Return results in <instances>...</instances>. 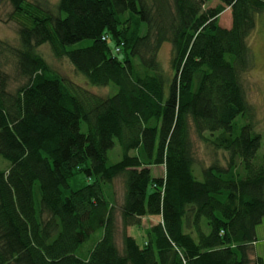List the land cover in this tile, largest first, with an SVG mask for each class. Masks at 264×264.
Here are the masks:
<instances>
[{
    "label": "trees",
    "instance_id": "trees-1",
    "mask_svg": "<svg viewBox=\"0 0 264 264\" xmlns=\"http://www.w3.org/2000/svg\"><path fill=\"white\" fill-rule=\"evenodd\" d=\"M5 1L24 21L18 46L0 40V264H251L264 220L262 137L252 121L235 130L252 114L240 75L263 0L208 10L213 0H60L56 14L28 0H0V11ZM226 8L230 28L218 22ZM44 44L87 89L49 65ZM108 86L114 95L91 92ZM193 134L226 161L202 169V181ZM156 214L144 243L128 233Z\"/></svg>",
    "mask_w": 264,
    "mask_h": 264
},
{
    "label": "rangeland",
    "instance_id": "rangeland-1",
    "mask_svg": "<svg viewBox=\"0 0 264 264\" xmlns=\"http://www.w3.org/2000/svg\"><path fill=\"white\" fill-rule=\"evenodd\" d=\"M29 2L35 3L42 1L45 3L44 10L50 11L53 14L57 12V6L60 0H28ZM172 2V0H171ZM218 0H213L208 2L204 10L212 9L219 5ZM264 3V0H263ZM172 6V4L170 3ZM170 6V7H171ZM159 8V7H158ZM161 9V8H160ZM163 9V8H162ZM14 7L8 2L5 1L2 5L0 11V40L5 41L13 46L19 45V30L21 23L24 21V17L17 18L15 15ZM13 16L11 17V15ZM154 16H159V11L154 13ZM162 16V15H161ZM16 17V18H15ZM163 17V16H162ZM166 18V17H163ZM31 23L32 20L28 19ZM218 22L221 27L230 28L232 24V14L231 9L226 8L218 17ZM88 42H84L82 45H86ZM249 57L251 60V68L245 73H241L240 79L245 88V93L247 100L252 108V114L248 116L240 115L236 119V130L235 133L238 134L240 129L247 123L253 122V127L256 132H258L261 137V148L257 153V157L254 160L255 165H259L264 160V13H261L257 20L256 29L250 35L249 38ZM77 46V45H76ZM40 53L47 60L49 65L57 72H59L67 80L78 83L83 88H88V84L84 82V77L77 74L74 67L71 65L70 61L66 58L59 59L54 56L51 47L49 44H44L39 48ZM172 55V45L170 43H165L159 52V60L162 66L166 71H170V61ZM1 58V57H0ZM12 72V83L11 86L16 88L20 85V78L15 75L13 70ZM117 89L114 86L108 87H94L91 89L93 94L98 96H112L116 93ZM253 115V116H252ZM252 121V122H251ZM205 136L208 140H211L213 137L210 133H206ZM193 141V150L194 157L196 159V165L194 167V175L198 180H203V170L205 167L212 165L215 161H219L220 164L226 165L224 155L221 151H216L212 146L210 141L200 139L195 134L192 136ZM121 158L120 149L117 146L110 153L111 163L119 161ZM239 174L241 176L246 175V172L243 170L242 166L238 167ZM152 172L155 178H163L166 176L165 166H154L152 167ZM114 191L116 192V203L117 207L123 202V185L121 180H116L114 184ZM116 218H118V224L120 231L117 234L118 242H122V225H121V216L117 211ZM162 222V215H149L142 219L140 226H133L128 228V233L133 235L139 243H144L146 237L148 236V229L153 225ZM205 231L208 233L210 230L205 227ZM257 241L254 246V253H251V264H256L257 257H261L264 261V220L261 225L257 227ZM122 249V246H121Z\"/></svg>",
    "mask_w": 264,
    "mask_h": 264
}]
</instances>
